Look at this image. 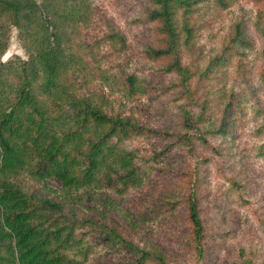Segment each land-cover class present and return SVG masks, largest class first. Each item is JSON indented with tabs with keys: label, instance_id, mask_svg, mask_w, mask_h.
Here are the masks:
<instances>
[{
	"label": "rangeland",
	"instance_id": "rangeland-1",
	"mask_svg": "<svg viewBox=\"0 0 264 264\" xmlns=\"http://www.w3.org/2000/svg\"><path fill=\"white\" fill-rule=\"evenodd\" d=\"M85 20L66 27L78 62L64 75L113 114L142 125L126 139L139 185L67 192L26 171L15 181L70 215L114 227L168 264H264V0H196L176 7V39L151 17L154 0H86ZM1 60L28 58L18 28L0 17ZM158 48L170 51L155 55ZM154 54V55H153ZM133 75L134 84L129 79ZM203 224L197 240L188 200ZM96 226L80 264H134L136 255ZM156 253L143 264H158ZM81 258V257H80Z\"/></svg>",
	"mask_w": 264,
	"mask_h": 264
},
{
	"label": "trees",
	"instance_id": "trees-1",
	"mask_svg": "<svg viewBox=\"0 0 264 264\" xmlns=\"http://www.w3.org/2000/svg\"><path fill=\"white\" fill-rule=\"evenodd\" d=\"M194 1L154 0L151 17L161 21L171 42L177 33L175 8ZM87 7L86 0H0V17L18 28L28 54L0 59V264H80L90 245L78 230L98 226L92 218L67 214L61 202L23 188L15 181L21 172L38 181L56 178L67 192L87 193L122 190L142 178L137 154L126 144L142 125L109 112L103 100L76 93L65 82L66 71L78 62L67 50L66 27L85 20ZM6 46L0 25V54ZM153 51L160 55L170 49ZM129 79L134 84L133 75ZM187 203L199 240L203 224L197 201ZM100 229L125 243L136 255L134 264L153 253L158 264H168L161 251L134 244L114 227Z\"/></svg>",
	"mask_w": 264,
	"mask_h": 264
}]
</instances>
